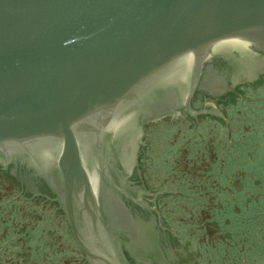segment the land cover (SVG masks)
Returning a JSON list of instances; mask_svg holds the SVG:
<instances>
[{"label": "water", "instance_id": "1", "mask_svg": "<svg viewBox=\"0 0 264 264\" xmlns=\"http://www.w3.org/2000/svg\"><path fill=\"white\" fill-rule=\"evenodd\" d=\"M249 48L264 55V0H0V169L48 184L88 264H127L93 179L126 164L103 147L189 112L212 55Z\"/></svg>", "mask_w": 264, "mask_h": 264}, {"label": "rangeland", "instance_id": "2", "mask_svg": "<svg viewBox=\"0 0 264 264\" xmlns=\"http://www.w3.org/2000/svg\"><path fill=\"white\" fill-rule=\"evenodd\" d=\"M255 102H239L238 110H227L236 124L234 138H220L219 129L196 134L187 117L158 121L145 129L149 145L146 175L151 190L168 192L160 202L163 220L177 251H188L195 264H264L258 244L264 232V181L258 179L264 173V101ZM208 152L217 163L212 158L210 162ZM197 169L203 172L196 173ZM109 183V179L101 182L99 178L100 195L106 193ZM19 194L0 191V240L5 241L4 247L11 243L13 252L24 247L26 260L21 264H38V256L46 258L48 250L49 264L55 253L72 263L75 255H80L79 248L61 215H55L45 202L35 203ZM254 204V209L249 206ZM107 206L105 198L103 217ZM245 218H259V224L250 226ZM39 222L45 234L41 238L36 236ZM8 229L14 232L10 236ZM119 250L130 255L122 246ZM139 256L150 264L155 261L152 251L133 253L130 259ZM0 257V264L14 263L12 258L3 261L4 256Z\"/></svg>", "mask_w": 264, "mask_h": 264}, {"label": "flooded vegetation", "instance_id": "3", "mask_svg": "<svg viewBox=\"0 0 264 264\" xmlns=\"http://www.w3.org/2000/svg\"><path fill=\"white\" fill-rule=\"evenodd\" d=\"M248 52L253 56L248 57L241 52H215L220 53V55L214 53L211 62L200 72L199 84L202 83V89L199 88L193 95L189 112L184 110L177 117H187L186 119L192 124L196 134L203 133L206 131L205 129H210L212 132L215 131L214 129H219L217 136L220 138H234L237 136L235 121L227 110H238L236 103L239 102L254 103L257 99L248 96L253 95L255 91L256 93L259 92L260 88L264 86V55L255 50L253 51L251 48ZM247 65V71L240 70V67L242 69ZM251 66L256 67L254 71ZM221 116H224L228 121L225 122ZM177 118L166 116L158 121L164 122L166 119ZM158 121L146 123L142 135L138 126H136L133 131L134 135L131 137H127L122 142L118 135L115 145L103 147L105 153L119 154L120 158L124 159L126 166L123 165L124 168H121L120 163L114 160L112 166V161L110 162L107 170L102 169L100 171L99 178L101 182L113 178L120 192L113 191L109 184V187H105V194H98L97 201L104 197L100 202L101 208L105 198L109 204L104 212L106 227L105 221L107 220L109 225L110 217H115L117 220L119 216H125L126 225L120 223L121 217L114 224L111 223L110 232L113 231V239L118 250L122 246V248L127 249L126 251L130 255L133 253L145 255L152 251L155 257V261H152L153 264H195V260L190 256L191 254L188 255V251L185 249L184 253L177 251L174 242H172L169 227L163 220L160 202L161 198L167 194L164 193L166 191L151 190L150 178L146 175L149 145L144 138L145 129L149 124ZM123 143H125L124 147L122 146ZM0 171L4 172L1 169ZM13 172L14 175L4 173L15 179L18 185L16 190L20 193L21 198H29L35 203L45 202L54 209L55 215L60 214L65 221V215L60 208V204L55 201L58 196L53 194L44 180L38 178L30 169L28 170L22 166L13 168ZM120 179H125L122 185ZM111 198L116 206L112 205ZM120 237L122 238L121 243ZM2 250L3 248L0 249V253ZM79 253L80 255L77 258H81L88 264L80 250ZM124 255L127 258V264H150L147 258L139 256L137 259L132 257L130 259V255Z\"/></svg>", "mask_w": 264, "mask_h": 264}, {"label": "trees", "instance_id": "4", "mask_svg": "<svg viewBox=\"0 0 264 264\" xmlns=\"http://www.w3.org/2000/svg\"><path fill=\"white\" fill-rule=\"evenodd\" d=\"M207 157L209 158V160H210V158H212V162L213 163H217L216 159L213 158V153L208 152ZM196 159H198V158H196ZM210 162H211V160H210ZM198 170H199V172H203L201 169H197V170H195V172L197 173ZM258 179L260 181H264L263 180L264 179V173ZM17 187H18V185L16 184V181H15L14 178H12L8 174L0 171V191L4 190L5 193H7L8 191H17L16 190ZM249 206L252 207L253 209L255 208V204L254 205H249ZM243 211H245V210L243 209ZM242 215L244 217L245 216L248 217V213H246V212H242ZM257 215H261V214H257ZM254 217H256V215H254ZM245 220H247V222H245V223L251 222V223H249L250 226L259 224V223L256 222V220H259V218H257L256 220H252V221H248V219H246V218H245ZM42 222H44V221L42 220ZM38 224H39L38 227H37L38 232H36V236L41 238V237L45 236V234H43V231L41 229V226H40L41 222H39ZM233 229H235V226L233 227ZM8 230L9 231H7L6 233L9 234V236H10V234L14 233L11 229H8ZM48 232L49 231H46V233H48ZM261 233H262V238L260 239V243H258V244H259V248L261 249L260 254L262 253L264 255V240H263L264 239V236H263L264 232H261ZM69 235L72 238V235H71L70 231H69ZM259 235H261V234H259ZM4 237H7V236H4ZM68 241H69V239H68ZM4 244H5V241L0 240V249H2L4 247ZM13 249H15V248H14V246H12L11 243H9L8 246L4 247V249L2 250V252L0 254V256H2V255L4 256L3 261L5 259L10 261V259L12 258L13 262H14L13 264H17V263L21 264L22 261L25 262V260H26L25 257L26 256H25L24 247H22V249H19V250L15 251V252H13ZM70 251L71 250L66 251L67 253H63V255L68 254ZM76 256L77 255H75L74 259H72V263H69L68 261H70V260H66L65 258H64V260H63V258L61 259L62 254H61V256L60 255L58 256L57 253H55V257H52L51 260H52V264H86L84 260H82L81 258H76ZM0 259H1V257H0ZM14 259H16V260L14 261ZM38 259H39L38 260L39 261L38 264H49V250H48V255H47L46 258H44V257L42 258L41 254H40L38 256ZM42 260H45L46 262L43 263Z\"/></svg>", "mask_w": 264, "mask_h": 264}, {"label": "bare ground", "instance_id": "5", "mask_svg": "<svg viewBox=\"0 0 264 264\" xmlns=\"http://www.w3.org/2000/svg\"><path fill=\"white\" fill-rule=\"evenodd\" d=\"M133 134V132L128 136V137H131ZM125 143L122 144V146L124 147ZM131 151V150H130ZM96 170H97V166L93 169V179H94V183L96 184L95 186L98 187V182H99V179L97 181V175H96Z\"/></svg>", "mask_w": 264, "mask_h": 264}]
</instances>
